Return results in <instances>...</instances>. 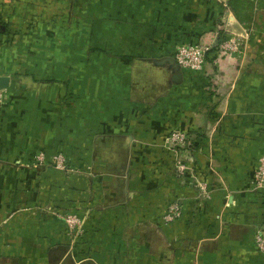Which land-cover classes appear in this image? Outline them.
Listing matches in <instances>:
<instances>
[{
    "label": "crops",
    "instance_id": "1",
    "mask_svg": "<svg viewBox=\"0 0 264 264\" xmlns=\"http://www.w3.org/2000/svg\"><path fill=\"white\" fill-rule=\"evenodd\" d=\"M0 79V264H264V0H0Z\"/></svg>",
    "mask_w": 264,
    "mask_h": 264
},
{
    "label": "built area",
    "instance_id": "2",
    "mask_svg": "<svg viewBox=\"0 0 264 264\" xmlns=\"http://www.w3.org/2000/svg\"><path fill=\"white\" fill-rule=\"evenodd\" d=\"M209 44L201 42L182 43L176 47L174 53V62L179 68H184L195 73H201L205 66L206 53L210 49ZM237 49V44L234 40H224L220 44V51H233ZM6 98L5 87H0V104ZM264 132V131H263ZM168 146L174 153L175 157V170L177 174H183L188 168L186 161L181 157L184 148L186 149L190 140L189 137L180 130H174L168 134L167 137ZM48 163L54 168L59 170H69L67 166L66 157L61 152H55L49 157ZM36 162H44V154L39 153L35 157ZM252 185L254 188L264 189V151L259 155L256 161V167L252 177ZM203 190V184L199 185ZM57 216L63 221L66 227V233L71 238V241L75 240L82 234V218L73 212L65 214H57ZM181 216V206L177 201H172L167 204L165 212L161 217L162 223H169ZM254 244L256 249L264 253V226H260L254 235Z\"/></svg>",
    "mask_w": 264,
    "mask_h": 264
},
{
    "label": "water",
    "instance_id": "3",
    "mask_svg": "<svg viewBox=\"0 0 264 264\" xmlns=\"http://www.w3.org/2000/svg\"><path fill=\"white\" fill-rule=\"evenodd\" d=\"M4 84L2 83V80L0 79V87H4Z\"/></svg>",
    "mask_w": 264,
    "mask_h": 264
},
{
    "label": "trees",
    "instance_id": "4",
    "mask_svg": "<svg viewBox=\"0 0 264 264\" xmlns=\"http://www.w3.org/2000/svg\"><path fill=\"white\" fill-rule=\"evenodd\" d=\"M212 50H215L214 48Z\"/></svg>",
    "mask_w": 264,
    "mask_h": 264
}]
</instances>
